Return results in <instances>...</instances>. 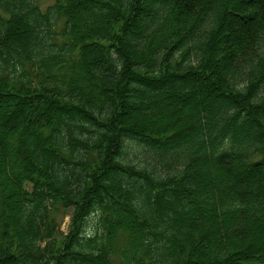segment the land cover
I'll use <instances>...</instances> for the list:
<instances>
[{
    "label": "trees",
    "instance_id": "16d2710c",
    "mask_svg": "<svg viewBox=\"0 0 264 264\" xmlns=\"http://www.w3.org/2000/svg\"><path fill=\"white\" fill-rule=\"evenodd\" d=\"M45 6L0 0V264H264V0Z\"/></svg>",
    "mask_w": 264,
    "mask_h": 264
},
{
    "label": "rangeland",
    "instance_id": "374dc122",
    "mask_svg": "<svg viewBox=\"0 0 264 264\" xmlns=\"http://www.w3.org/2000/svg\"><path fill=\"white\" fill-rule=\"evenodd\" d=\"M166 1V0H165ZM54 2V0H43V5H50V4H52ZM134 5V3H133V1H132V4H131V6H133ZM47 6H45V7H47ZM166 7V5H164V6H162V9H159V12H158V14H159V17H161V16H163V10H164V8ZM144 12V11H143ZM241 13V12H240ZM143 18H145V16H142ZM145 19H147V20H145ZM145 19H141V22H143V21H145V22H147L148 21V19L149 18H145ZM149 33V32H148ZM128 40H130L132 43H135V45H137L139 42H138V40H137V38H134V40L131 38V37H128ZM201 84H203L202 82H200ZM194 98H196V100H198L199 101V99H201V97H199L198 95L197 96H193V97H190V98H188V100H187V102H185V103H188L190 100H192V99H194ZM211 98H212V96H211ZM218 99V101H220V100H224L222 97H218L217 98ZM202 101H203V98L201 99ZM209 102V101H208ZM207 102V104H210V103H208ZM203 103H206V100L205 101H203ZM23 107H25V105L23 106ZM18 116H20V114L18 115ZM21 117V116H20ZM19 117V118H20ZM209 117V116H208ZM240 117H241V122H243L244 120H246L247 118H248V115H245V114H243V115H240ZM209 120H210V117H209ZM230 161H228V162H226V164L227 163H229ZM130 189V192H132L134 195H136V192H134V190L132 189V188H129ZM144 189H146V188H144ZM186 206H188V204H186ZM185 206V207H186ZM24 208H25V212L28 214V215H30V213H31V211L32 210H30V208L29 207H27V205H24ZM263 220V219H262ZM262 220H260V223H261V221ZM69 223H70V218L68 217V218H64L63 219V221H62V229L63 230H67L68 229V227H69ZM258 227L259 228H261V225H258ZM262 229V228H261ZM257 233V232H256ZM263 237H264V234H263ZM253 239H255V238H253ZM256 241H257V246H260V245H263L264 243V240L262 239V238H256ZM263 243V244H262Z\"/></svg>",
    "mask_w": 264,
    "mask_h": 264
}]
</instances>
